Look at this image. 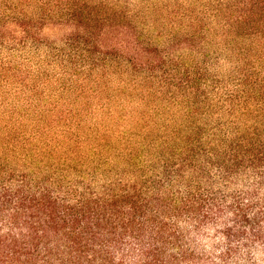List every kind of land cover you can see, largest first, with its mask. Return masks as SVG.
I'll return each instance as SVG.
<instances>
[{"label": "rangeland", "instance_id": "374dc122", "mask_svg": "<svg viewBox=\"0 0 264 264\" xmlns=\"http://www.w3.org/2000/svg\"><path fill=\"white\" fill-rule=\"evenodd\" d=\"M224 137L264 145L257 0H0L4 169L106 182Z\"/></svg>", "mask_w": 264, "mask_h": 264}, {"label": "trees", "instance_id": "16d2710c", "mask_svg": "<svg viewBox=\"0 0 264 264\" xmlns=\"http://www.w3.org/2000/svg\"><path fill=\"white\" fill-rule=\"evenodd\" d=\"M254 142L224 137L206 150L189 139L149 171L106 182L0 165V264H226L242 240L262 253L264 145Z\"/></svg>", "mask_w": 264, "mask_h": 264}]
</instances>
